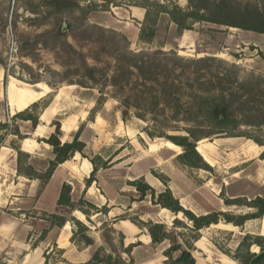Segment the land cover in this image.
<instances>
[{
  "label": "rangeland",
  "instance_id": "rangeland-1",
  "mask_svg": "<svg viewBox=\"0 0 264 264\" xmlns=\"http://www.w3.org/2000/svg\"><path fill=\"white\" fill-rule=\"evenodd\" d=\"M78 1L83 9V12H80L81 16L85 15L91 24L126 35L130 49L134 52L154 51L161 48L167 52H176L185 58L214 56L238 65L244 76L250 73L264 76V34L207 22L198 23L193 30L178 34L176 25L171 22L169 15L162 11L176 5L185 9L188 0ZM236 1L240 4L256 3L259 7L264 5V0ZM38 3L39 0H0L2 16V19L0 18V58L16 76L24 80L30 78L22 68V64H27L34 69L35 73H40L44 80L55 82L56 79L48 68L60 73L67 68L73 71L76 62L68 63L64 52L58 55L54 50L41 45L37 48L38 56H35L37 58L35 62L29 56L23 55L19 48V41L23 37L35 40L39 33L54 24L53 20H49L44 22V26H35L41 25L39 24L41 21L35 20V15L28 8L36 7ZM147 12L148 17L145 19ZM65 19L62 25L63 28L66 25V30L63 29V31L67 32V25L72 23V20L68 17ZM142 25H157L159 33L157 38L152 42L141 41L139 33ZM69 40L88 57L91 65L97 64L107 69L112 65V59L108 58L102 50L98 39L75 41L70 37ZM77 61L79 65V60ZM67 79L75 81L80 78L70 74ZM17 80L20 86L29 84L18 78ZM40 87L48 93L43 100H47L53 93L58 94V106L64 109L63 113L70 114L84 110L82 115L85 120L80 127L81 138L86 143L85 151L88 155H99L101 159L109 162L107 168H100V174L97 173V184L94 183V186L99 188L100 185L101 193L112 197V203L108 202L110 206L112 205V212L107 214L102 212L97 215L99 211L109 207L108 204L99 208L95 207L92 204L94 201L87 198L86 191L82 193L78 186L74 192L78 198L74 207L55 205L59 190L58 185L51 184L49 188L45 186L38 188L37 191L29 188L32 195L31 197L22 196L18 202L21 209L12 205L1 206L0 214L6 220L11 218L18 222L19 219L23 223L31 218L30 221L35 227L42 230L45 223L42 224L39 220L45 219L52 225L48 220L50 214L57 213L72 221L76 210L87 211L94 219L89 232L95 236H101L106 247L123 256L126 260L125 264H164L167 258L163 253L170 246V242L165 241L156 249H149L151 240L145 224L151 221L162 223L168 230H174L181 242L193 241L192 225L183 214L176 215L168 209L155 205L151 196H147L142 201H131L137 195L135 188L129 184L130 181L144 179L159 193L165 189L161 180L164 177L174 196L186 209L193 211L196 215L220 210L229 211L232 214L252 212L253 210L248 208L225 205V197L249 199L256 196L264 197V157H261L264 148L259 149L254 141L255 138H264V127L261 129L246 126L230 127L222 134L199 141L197 149L212 168L211 170L187 168L180 166L177 161V156L183 152V149L165 138L158 136L150 138L144 132V128L152 132L158 131L154 124L150 120L137 118L134 115L135 110L126 115L118 100L121 94L112 87L104 88L105 108L104 106L99 108L97 112L101 111V115L98 116L97 122L93 121V125L91 121L94 120L97 112L93 115L91 113L95 110L100 96L98 86L86 88L77 84L63 83L57 91H54L46 82H41L40 86L32 85V88L36 90H40ZM93 100H95V107L89 108L88 102ZM3 108L0 105V109L3 110ZM124 114L125 119L128 118L127 121H124ZM62 118L58 117V119ZM184 127V124H180L177 131H169L168 134H185L182 130ZM30 137L33 138L32 135ZM9 139L7 142L9 145L16 140L15 137ZM42 153L44 155H36L31 160L39 170L45 169L46 160L51 157L48 150L43 149ZM7 176L12 177L11 173ZM57 180L60 181V177ZM33 197L36 199L34 200ZM121 215H126L128 218L126 220L134 225V233H132L134 242H138L139 239L143 242L149 241L146 248L143 245H137L133 263L130 262L129 256L122 252L123 248L119 243ZM104 216L107 217L105 221ZM175 219L180 222L175 224ZM86 223L90 224L88 220ZM260 225L259 218L247 221L242 227L220 222L202 229L199 239L193 242L192 253L196 264H238L233 259V255L237 252L239 244L246 234L261 235L259 234ZM57 228L53 230L52 237ZM109 238H112V242L107 240ZM2 249H7L5 243H0V251ZM251 251L258 253L260 248L253 245ZM45 255L50 264L62 262L61 252L56 247ZM6 257L4 250L0 253V264H8Z\"/></svg>",
  "mask_w": 264,
  "mask_h": 264
},
{
  "label": "trees",
  "instance_id": "trees-1",
  "mask_svg": "<svg viewBox=\"0 0 264 264\" xmlns=\"http://www.w3.org/2000/svg\"><path fill=\"white\" fill-rule=\"evenodd\" d=\"M28 10L35 15V20L41 21L39 23L41 25H35L36 27L44 26V22L49 20H53L54 24L39 33L35 40L23 37L19 41L20 52L35 62H37L35 56H38L37 48L40 45L54 50L58 55L64 52L68 63L76 62L75 69L71 71L67 68L60 73L48 68L56 79L55 82H51L44 80L40 73H35L31 66L22 64L23 70L30 76L28 80H24L16 76L0 58V66L6 70L5 85L9 76H14L32 85L46 82L54 91H57L63 83L77 84L86 88L98 86L100 96L92 115L105 103L103 90L110 86L121 94L118 100L126 115L135 110L134 115L137 118L150 120L154 124L158 131L152 132L144 128V132L150 138L162 137L183 149V152L177 156V161L180 166L187 168L203 170L212 168L197 149L199 141L222 134L230 127L246 126L257 129L264 127V76L262 75L250 73L244 76L238 65L214 56L185 58L176 52H167L161 48L154 51L134 52L130 49L126 35L91 24L85 15L81 16L80 12H83V9L78 0H39L36 7H30ZM162 12L169 15L171 22L177 27L178 34L193 30L195 25L201 22L264 34V5L259 7L256 3L240 4L236 0H188L185 9L176 5ZM66 17L70 18L72 23L67 25L68 31L64 32L62 23ZM147 17L148 12L145 19ZM0 18L2 19L1 15ZM4 27L6 28V25ZM139 34L141 41L152 42L159 34L158 26L142 25ZM70 37L75 41L98 39L102 50L112 59V65L108 69L97 64L91 65L88 57L69 40ZM94 60L97 61V58L94 57ZM70 74H75L80 79L75 81L67 79ZM54 96L53 93L47 100L35 102L5 121L0 120V148L8 136L13 135L16 140L10 143V147L17 152L18 174L38 180L40 188L50 181L60 164L80 153L93 164V171L86 179V186H90L93 182H97L100 168H107L109 162L101 159L99 155L86 153V143L80 137L81 127L71 141L62 142L63 131L60 120L52 122L54 132L44 139V142L50 146L49 152L53 158L46 160V167L43 170L37 169L31 162L33 157L21 149L20 142L29 135L21 131L19 121H30L32 130H35L40 123V113L50 105ZM5 104L1 102L0 105L5 107ZM125 114L124 121H127ZM180 124L185 125L182 129L185 134H168L169 131H177ZM254 141L259 146H264V138H255ZM261 157H264V151ZM99 160L100 164H98ZM161 180L165 189L159 193L144 179L130 181L129 184L135 188L137 195L131 201H142L147 196H151L155 205L168 209L176 215L183 214L192 225L193 241L181 242L179 235L174 230H168L166 225L152 221L145 224L151 238L149 249L154 250L165 241L170 242V246L163 253L167 258L164 264H196L192 253L193 242L199 239L200 231L206 227L220 222L242 227L247 221L262 218L264 215L263 196L252 199L225 197V205L248 208L253 210L252 212L232 214L220 210L196 215L186 209L174 196L168 181L164 177ZM58 206L74 207L70 185H63ZM102 212L107 214L109 208L105 207ZM126 217L121 215L119 218L128 219ZM48 220L57 227H62L68 221L65 216L57 213L50 214ZM72 222L76 226L72 241H76L78 245L83 243L86 246H94V239L89 235V227L78 219H72ZM174 222L178 224L180 221L175 219ZM123 239V235L120 234L119 243L123 248L122 252L126 253L133 263V249L142 244H131L124 248ZM107 240L111 241L112 238ZM253 245L260 248L258 253L251 251ZM233 259L238 264H264V235L246 234ZM125 263L126 260L121 254L112 252V249L107 252L105 247L98 246L95 247L90 260L81 264Z\"/></svg>",
  "mask_w": 264,
  "mask_h": 264
},
{
  "label": "crops",
  "instance_id": "crops-1",
  "mask_svg": "<svg viewBox=\"0 0 264 264\" xmlns=\"http://www.w3.org/2000/svg\"><path fill=\"white\" fill-rule=\"evenodd\" d=\"M137 19L141 20L140 17H137ZM5 77L6 70L0 66V104L1 102L6 103L3 110L0 109V120L2 121L11 118L17 112L25 110L33 103L42 101L48 94L42 87L39 88L40 90H36L32 88L31 84H27L26 86L18 85V80L14 76H9L5 85ZM40 84L41 83H38L36 86H40ZM57 100L58 94L54 96L50 105L42 110L40 113V123L35 130H32L30 121H19L21 131L24 134L29 135L28 138L20 142L21 149L32 157H35L36 155H44V153H42L43 149L48 151L51 150L50 146L44 142V139H47L54 132L55 128L52 125V122L58 120V117H63L62 119H59L63 131L62 142L71 141L74 134L79 130L80 125L85 120V117L82 115L84 110H79L75 113L71 112L70 114L63 113L64 109L58 106ZM105 104L106 103L103 104L104 108ZM88 107L94 108L95 100L88 102ZM80 111L82 113H80ZM100 112H97L94 116V120L91 121L92 125L93 121L97 122L99 120L98 116L101 115ZM31 135L33 138L30 137ZM12 138H14L13 135L8 136L4 145L0 148V207L4 205H12L21 209L18 202H20L22 196L28 195L31 197L32 194L30 193V189L34 188L35 191H37L38 188H40V182L36 179H29L18 174L17 152L7 143L8 139L11 140ZM256 145L259 149L264 148V146ZM52 158L53 157L51 156L50 159ZM92 171V162L80 153H76L73 158L60 164L56 168L50 181L45 185L47 188H49L51 184L58 185L57 189L59 190V193L55 198V205H58L61 189L64 184L70 185L72 189V203H75L78 200L74 193L77 190V186L81 189L82 193L86 191L87 198L93 200L94 202L92 204L97 208L106 206L108 202L112 203L111 196H106L101 193L100 185L99 188L94 186V183L97 184V182H93L90 186H86V179L90 177ZM99 171L98 174H100ZM10 173L12 177L7 176ZM59 177L61 179L60 181L57 180ZM83 181L84 183H82ZM33 198L34 200L36 199V197ZM108 206V213H111L112 205L110 206L108 204ZM75 213V218L73 219H78L85 223L89 228H92L90 225H93L92 222L94 219L87 214V211L76 210ZM101 213L102 211H99L97 215ZM30 219L21 223L19 219L18 222H15L13 219L11 220V218L6 220L5 217L0 214V243H5V247L7 248L2 250H5V254L7 255L6 261L8 264H50L44 255L45 253L49 254L53 250V247H56L58 251L62 252V262H59V264H64L65 262H63V260L72 264L86 263L90 260L95 247L98 246L105 247L107 252L111 251L110 248L106 247L104 239L99 235L95 236L91 234V231L89 232V235L94 239V246H86L83 243L78 245L76 241H72L73 232L76 230V226L69 219L62 227L58 228L56 225H50L47 220L40 219L39 222L42 224L45 223L42 230H38ZM106 219L107 217L104 216V221ZM260 219L261 225L259 234L264 235V215ZM87 220L90 224L86 223ZM128 221L129 220L122 219L119 224L120 232L124 237L123 247L127 248L129 245L136 243H141L142 245L147 246L149 241L143 242L139 239L138 242H134L132 240L134 225ZM97 224H99V222H97ZM114 226H117V224H114ZM55 228L58 230L54 237H52L51 234ZM43 233H45L44 236L40 237ZM148 237L150 238L149 235ZM136 248L137 246L133 249V254L135 253ZM2 250L0 253L3 252Z\"/></svg>",
  "mask_w": 264,
  "mask_h": 264
},
{
  "label": "water",
  "instance_id": "water-1",
  "mask_svg": "<svg viewBox=\"0 0 264 264\" xmlns=\"http://www.w3.org/2000/svg\"><path fill=\"white\" fill-rule=\"evenodd\" d=\"M63 29L66 30V25H64V28Z\"/></svg>",
  "mask_w": 264,
  "mask_h": 264
}]
</instances>
